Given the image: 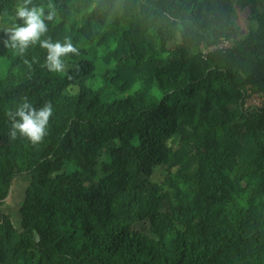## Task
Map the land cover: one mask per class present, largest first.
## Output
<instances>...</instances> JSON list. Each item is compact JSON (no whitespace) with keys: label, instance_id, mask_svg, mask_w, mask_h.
Returning <instances> with one entry per match:
<instances>
[{"label":"trees","instance_id":"obj_1","mask_svg":"<svg viewBox=\"0 0 264 264\" xmlns=\"http://www.w3.org/2000/svg\"><path fill=\"white\" fill-rule=\"evenodd\" d=\"M21 2L0 0V264H264V0H32L78 49L63 72L4 46ZM24 97L52 105L40 143L9 136Z\"/></svg>","mask_w":264,"mask_h":264},{"label":"clouds","instance_id":"obj_2","mask_svg":"<svg viewBox=\"0 0 264 264\" xmlns=\"http://www.w3.org/2000/svg\"><path fill=\"white\" fill-rule=\"evenodd\" d=\"M32 0H22L17 4L16 17L22 24H13L11 27L3 29L7 40L3 41L6 48L16 49L18 54L23 55L29 45L39 43L40 47L47 50L45 66L50 72H63L66 65L61 59L68 54H78V49L73 45L70 38L52 42L51 37L41 40L48 31V25L45 21L55 19V13L52 5H49V12L45 15L43 6L32 5ZM53 114L51 103H46L43 107L37 109L23 98V102L17 105L15 111L7 113L11 121L9 136L16 138L17 133L26 137L31 143H40L46 135V127L49 118Z\"/></svg>","mask_w":264,"mask_h":264},{"label":"rangeland","instance_id":"obj_3","mask_svg":"<svg viewBox=\"0 0 264 264\" xmlns=\"http://www.w3.org/2000/svg\"><path fill=\"white\" fill-rule=\"evenodd\" d=\"M235 8H236V23L238 25V31L241 34H244L245 32H247L246 30H248V16H249L250 10L249 8L241 9L238 6H236ZM251 95L252 94H250L247 100V104L249 106H253L259 101L258 97L256 96L251 97ZM14 182H15L14 186L12 187L13 190L10 195V198H11L10 205L11 206L8 211L14 214V221L16 222V224H19L20 222L19 209H20L21 203L24 200L25 192L29 186L30 180L28 177L22 176V177L17 178ZM164 207L165 205H163L162 208L164 209ZM135 226L136 228L142 229V230H146V228H148V225L145 223H139V224H136Z\"/></svg>","mask_w":264,"mask_h":264},{"label":"built area","instance_id":"obj_4","mask_svg":"<svg viewBox=\"0 0 264 264\" xmlns=\"http://www.w3.org/2000/svg\"><path fill=\"white\" fill-rule=\"evenodd\" d=\"M223 44H225V45H223ZM223 44H221V45H219L217 47H214V48H222V47H227L229 45L228 41H225V43H223ZM247 96H248V94H247ZM254 96L258 97L259 98V101L255 105H253V106L261 107L262 106L263 99L260 96H258L257 94H252L251 95V97H254ZM246 105H247V107H249V105L247 104V102H246Z\"/></svg>","mask_w":264,"mask_h":264},{"label":"crops","instance_id":"obj_5","mask_svg":"<svg viewBox=\"0 0 264 264\" xmlns=\"http://www.w3.org/2000/svg\"><path fill=\"white\" fill-rule=\"evenodd\" d=\"M10 209V208H9ZM8 208H7V210H9ZM13 217H14V214H13Z\"/></svg>","mask_w":264,"mask_h":264}]
</instances>
